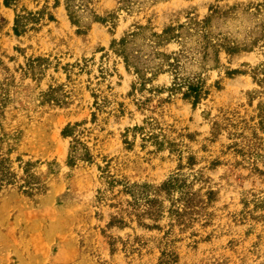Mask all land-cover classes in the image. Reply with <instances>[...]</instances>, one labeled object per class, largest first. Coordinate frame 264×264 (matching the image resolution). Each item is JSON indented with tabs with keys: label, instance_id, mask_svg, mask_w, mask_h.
Here are the masks:
<instances>
[{
	"label": "rangeland",
	"instance_id": "obj_1",
	"mask_svg": "<svg viewBox=\"0 0 264 264\" xmlns=\"http://www.w3.org/2000/svg\"><path fill=\"white\" fill-rule=\"evenodd\" d=\"M76 3L0 0V264H264V0Z\"/></svg>",
	"mask_w": 264,
	"mask_h": 264
},
{
	"label": "trees",
	"instance_id": "obj_2",
	"mask_svg": "<svg viewBox=\"0 0 264 264\" xmlns=\"http://www.w3.org/2000/svg\"><path fill=\"white\" fill-rule=\"evenodd\" d=\"M76 2H77V0H65V8L67 10L68 16H69L70 20L72 21V23H74L78 28L88 26V24H86V21L80 17V12L84 7H81L82 6L81 3L77 4ZM4 4L6 6H8L10 4V0H4ZM87 10L88 9L86 8L84 11H87ZM22 18H24V17L18 16L15 19L14 31L16 34L20 33L19 23H20ZM92 19L95 20V15H92ZM168 30H171V28H168ZM165 33H167V31ZM155 36H159V35H155ZM125 40L126 39L121 41L122 45H124V47H126L125 46L126 45ZM231 50H233V49H231ZM129 56H131V53H124L123 54V58L126 62L127 67H129V64H128ZM138 71L139 70H137L136 72L138 73ZM183 85L185 86V90L182 92V96L184 98L191 99L192 103H196L198 101V99L204 93H206L205 90L203 89V84L199 79H196L195 81L184 80L183 83L180 82L177 84V86H183ZM70 127L71 126L68 125L65 127V129L68 130ZM64 135H66L65 131H64ZM74 143H77V141L74 140ZM73 152H75V146L74 145H72L71 155L69 158L71 161H74V159H75V155H72ZM84 156H86V155H84ZM184 184H185V179L183 178V174L174 173L171 177L166 179L157 188H151L148 185H143L142 188L138 192H136L135 188H134L135 189L134 191H130V192H131L132 198L134 199L135 202H138V200H141L144 202V204H147L150 206L151 211L152 210L155 211V209H157L158 212H160L162 210V207H161L162 202H161V200L158 199V196L162 195V194L163 195H172L173 192L176 190H178V192L180 193L179 197L184 202V205H185V202L187 199V191L185 190ZM134 186H138V185H134ZM157 200L160 203H158ZM176 212H178V211H176ZM171 259H172V257H171ZM162 262H163V264H169L170 259L164 258V260Z\"/></svg>",
	"mask_w": 264,
	"mask_h": 264
}]
</instances>
